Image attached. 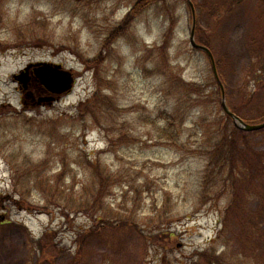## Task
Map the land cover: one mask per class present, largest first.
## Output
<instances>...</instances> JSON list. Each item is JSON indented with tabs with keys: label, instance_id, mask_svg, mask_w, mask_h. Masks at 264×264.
I'll use <instances>...</instances> for the list:
<instances>
[{
	"label": "rangeland",
	"instance_id": "rangeland-1",
	"mask_svg": "<svg viewBox=\"0 0 264 264\" xmlns=\"http://www.w3.org/2000/svg\"><path fill=\"white\" fill-rule=\"evenodd\" d=\"M136 1L0 0V264H53L41 261V250L55 256L54 264H68L78 257L75 236L87 230L91 220L77 208L67 213L59 207L80 205L86 185H97L91 161H98L111 175L98 216L101 212L131 215L148 230H152L149 223H155L154 230L160 226L157 217L167 214L161 226L174 233L176 241L164 243V250L149 247L145 264H159L164 252L174 264H188L208 250L221 229V217L229 211V193L220 186L211 189L212 197L205 203L198 196L206 158L196 152L207 149L218 136L223 116L211 63L190 46L191 13L184 0L152 6L105 51L106 39ZM236 1L244 2L239 8L234 4L232 14L218 22L205 9L197 14L203 40H211L214 56L227 67L223 72L233 108L247 112L239 104L241 91L256 98L263 94L264 101V55L257 60L249 56L250 39L264 48V7L260 0ZM162 46L167 47L163 58L157 51ZM101 54L105 60L100 69L87 68L85 63ZM38 63L74 72V89L56 99L41 93L42 84L30 88L28 82L33 99L24 105L14 76ZM176 78L201 84L204 94L191 96L187 87L172 88ZM97 79L102 84L100 104L81 115L82 104L97 92ZM106 98L110 103L104 102ZM169 116L175 118L177 146L160 140L150 125L162 124V117ZM243 146L254 191L255 179L264 180L256 172L264 157V130ZM25 162L33 165L26 173L20 167ZM15 165L21 169L16 186ZM27 183L42 184L43 191L28 193L23 190ZM47 196L54 206L49 210ZM63 199L70 203L65 205ZM255 201L251 199L250 207L264 212V205ZM263 229L264 225V235ZM33 236L39 245L32 242ZM138 239L140 235L132 232L87 239L81 262L109 264L112 250L110 264H143ZM110 243L119 250L111 249ZM215 247L221 252L223 241Z\"/></svg>",
	"mask_w": 264,
	"mask_h": 264
},
{
	"label": "trees",
	"instance_id": "trees-1",
	"mask_svg": "<svg viewBox=\"0 0 264 264\" xmlns=\"http://www.w3.org/2000/svg\"><path fill=\"white\" fill-rule=\"evenodd\" d=\"M160 1L164 0H138L130 8V11L124 18V20L118 26V29L115 30L103 44L105 51H109L115 43L123 37V35L131 28L133 23L143 15L149 8L158 4ZM195 6L196 11L199 9H205L207 15L211 18H215V21H220L224 16L231 15L234 4H242L244 1L236 0H220L219 3L215 4L213 0H191ZM248 1V0H245ZM260 6L264 7V0H260ZM188 11L190 12L189 6H187L186 0H184ZM239 8V5L237 6ZM227 10V11H225ZM260 19V18H259ZM203 32L201 27L200 16L197 14V28H196V38L197 42L203 46H206L209 49H213L211 45V40H203ZM262 41L261 39H259ZM252 41V47L249 51V56L252 60L260 59L264 55V48L259 47V41L257 39H250ZM264 42V41H263ZM29 43H31L29 41ZM160 55L165 56L167 54V47L162 46L157 49ZM216 58V57H215ZM105 55L101 54L96 60L87 61L85 65L89 69L99 70L100 67L104 64ZM217 69L221 79L222 84L225 87L227 104L230 110L239 116L244 122L251 125H259L264 123V109H258L264 106L263 97L257 94L259 97L256 98L254 94L246 95L245 91L239 93V104H243L242 107L246 108L247 112H242V108L239 109L233 108L230 94L227 91V73L223 72L224 68H227L224 65L223 59L216 58ZM97 92H95L86 102L81 106V115L90 113V110H95V107L100 104L101 101V81L97 79ZM214 85L217 88V92H214L218 95L220 99V109L223 113L222 119H220L218 127L219 129L218 136H216L210 143L211 145L206 149L202 148L196 152V154H203L206 158V166L203 177V182L199 186V200L201 202H206L211 199V193L213 190L217 189L220 186H223L225 190L229 193L231 200L229 201V211L223 216L222 221L220 220L221 229L218 231L216 238L213 240V243H210L208 250L197 254L190 259L188 264H241V260H250L249 264H264V235L261 232L262 225H264V212L263 210H253L251 206V199L255 198V202L264 205V180L255 179L254 191L252 190V177L251 172H249L250 163L246 162L244 159V151L247 150L243 146L244 142L252 137L256 133H247L240 130L235 126L232 118H230L223 110L221 100L222 94L221 90L217 84L214 82ZM177 86L178 88L187 87L189 94L191 96H201L204 94L205 87L198 83H188L182 80V78L174 79L172 81V88ZM261 96V97H260ZM110 101L106 98L104 102ZM259 114H253L252 112L256 111ZM247 113L248 115H246ZM163 123L159 124L157 121L152 122V125L157 132L160 140H165L173 145H178V134L177 129H173V123H175V118L172 116L162 117ZM91 167L92 175L96 180L97 185L94 186L87 184L86 187L82 190L81 194L83 197V202L75 207L69 208L66 203H70L66 199H63L66 207H59L62 211L69 213L73 208H77L80 214L87 216L91 222L87 230L78 232L75 236L76 243L79 246L78 257L71 259L68 264H82L83 259V250L85 242L87 239L93 238H107L113 234L123 235L127 232H132L140 235L142 244L140 246V251L142 252V257L145 264V259L149 255V247L153 246L156 248L161 247L163 250L166 249V244L164 243H173L176 241L175 234L166 230V228L161 225H164V220L166 215H159L157 217L158 225L157 228H154L153 222L149 223V228L152 230L146 229V226L142 225L140 222H136L131 215L121 216L118 212L116 215L112 213H102L101 216H98L100 208L102 209L103 200L105 195L110 188L111 175L107 173V170L100 168V163L97 161L89 162ZM260 169L256 172L260 173L264 177V157L260 159ZM33 166L30 162L23 163L21 168L23 172L29 171V168ZM18 165L13 166L14 171L12 170V177L14 178L15 186L19 179L15 178L21 169ZM19 170V172H18ZM16 171V173H15ZM256 177V175H255ZM92 181L93 178L91 177ZM115 179H117L115 177ZM28 184L23 187L24 191L30 192V189H37L43 191L42 184H38L35 187H30ZM213 189V190H211ZM263 189V190H262ZM254 192V195L251 193ZM20 198V197H19ZM45 209L54 207L50 196L46 197ZM166 213L167 210L165 211ZM156 213V211L152 212ZM129 230V231H127ZM264 231V229H263ZM228 233H231L233 236H227ZM174 235V238H173ZM228 238V239H226ZM252 240L255 244L251 243ZM222 242L224 248L221 252L218 253V248L215 247V243ZM234 241V248L233 246ZM32 242L39 245L34 237H32ZM111 249L113 244L110 243ZM115 247V250H119L118 246ZM263 248V250H262ZM41 250L43 254L42 262L43 263H55L56 258L52 254H47ZM112 250L111 255H108L109 264L112 260ZM71 255H74L72 252ZM75 256V255H74ZM159 264H174V262L169 258L165 252L162 254Z\"/></svg>",
	"mask_w": 264,
	"mask_h": 264
},
{
	"label": "water",
	"instance_id": "water-1",
	"mask_svg": "<svg viewBox=\"0 0 264 264\" xmlns=\"http://www.w3.org/2000/svg\"><path fill=\"white\" fill-rule=\"evenodd\" d=\"M190 2V1H189ZM190 6L192 9L193 14V26L190 34V44L194 49L200 50L205 52L211 59L213 70L215 77L223 90V86L219 80L215 60L213 58L212 53L210 50L204 46H200L196 42V13L194 6L190 2ZM31 69H35L36 77L40 84H42L47 90L51 91L54 94L62 95L68 93L72 90L75 80L71 72L65 71L62 69L61 66L56 65H49V64H37L29 66L25 71L21 72L19 76H15L14 80L18 81L21 85L27 86L29 82V78H27L28 73ZM224 92V90H223ZM223 109L225 110L226 114L230 116L236 126L240 127L241 129L247 132H257L264 129V123L261 125H248L239 117L235 116L226 105L225 95L223 93V101H222Z\"/></svg>",
	"mask_w": 264,
	"mask_h": 264
}]
</instances>
